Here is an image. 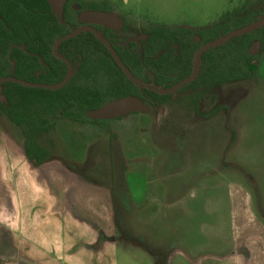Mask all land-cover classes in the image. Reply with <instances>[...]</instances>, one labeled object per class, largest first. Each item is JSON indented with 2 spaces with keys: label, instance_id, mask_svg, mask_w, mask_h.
I'll use <instances>...</instances> for the list:
<instances>
[{
  "label": "rangeland",
  "instance_id": "rangeland-1",
  "mask_svg": "<svg viewBox=\"0 0 264 264\" xmlns=\"http://www.w3.org/2000/svg\"><path fill=\"white\" fill-rule=\"evenodd\" d=\"M104 1L103 11L136 27L207 25L243 2L81 0ZM257 60L256 80L203 100V111L226 106L210 118L179 96L94 125L59 119L43 137L112 186L116 264H264V50Z\"/></svg>",
  "mask_w": 264,
  "mask_h": 264
},
{
  "label": "trees",
  "instance_id": "trees-1",
  "mask_svg": "<svg viewBox=\"0 0 264 264\" xmlns=\"http://www.w3.org/2000/svg\"><path fill=\"white\" fill-rule=\"evenodd\" d=\"M100 5L107 6V2L85 5L81 0H63L60 21L48 0H0V79L61 82L66 63L53 54L54 42L78 26V9L103 11ZM262 17L264 0H243L240 6L207 25L151 24L140 30L143 38L138 43L128 40L123 46L113 44L110 31L101 32L124 67L138 80L167 88L191 74L193 57L200 47ZM256 41L260 42L259 51L264 50V26L202 53L196 77L179 90L190 98L196 116L210 118L226 108L216 104L207 112L201 109L204 97L219 98L221 86L256 80L259 51L251 50ZM57 52L73 67L63 87L52 90L15 81L0 83V120L7 119L19 129L24 154L33 165L52 157L40 138L51 132L59 119L97 122L88 112L114 98L134 97L153 107L172 100L171 95L158 94L131 82L91 32H80L62 41Z\"/></svg>",
  "mask_w": 264,
  "mask_h": 264
},
{
  "label": "crops",
  "instance_id": "crops-1",
  "mask_svg": "<svg viewBox=\"0 0 264 264\" xmlns=\"http://www.w3.org/2000/svg\"><path fill=\"white\" fill-rule=\"evenodd\" d=\"M7 121L0 120V264H116L112 186L43 144L48 133L40 143L52 157L33 165Z\"/></svg>",
  "mask_w": 264,
  "mask_h": 264
},
{
  "label": "water",
  "instance_id": "water-1",
  "mask_svg": "<svg viewBox=\"0 0 264 264\" xmlns=\"http://www.w3.org/2000/svg\"><path fill=\"white\" fill-rule=\"evenodd\" d=\"M50 4L52 5L54 9L55 15L60 19L61 15V5L63 3V0H48ZM80 18L87 20L88 22H93V23H102L107 26H113V27H118L120 24L119 19L113 14L105 11H96V10H84L80 13ZM264 25V17L260 18L250 24H247L243 27L237 28L235 30H232L230 33L227 35L220 37L214 41H211L202 47H200L194 55L193 59V67H192V73L186 77L185 79L181 80L179 83H177L175 86L167 89H160V88H153L150 87L151 89L155 90L156 92L162 93V94H167V93H172L175 92L178 88H180L182 85L186 84L188 81L192 80L195 78V76L198 73L199 69V59L201 54L206 51L207 49L217 45V44H222L227 41H229L231 38L251 32L261 26ZM89 30L95 34V36L108 48L109 52L113 56L114 60L116 63L124 70L126 76L135 84L141 85V83L124 67L123 63L120 61L118 55L114 51L113 47L109 44V42L94 28L92 27H79L76 28L75 30L71 31L70 33L60 37L57 39L54 44L52 51L56 57H58L60 60L64 61L67 64V73L63 80L57 84H41V83H34V82H28L25 80L17 79L14 77H5L0 79V83L2 81H16L18 83H21L25 86L29 87H38V88H47V89H59L61 88L64 84H66L71 76L72 72V66L70 62L60 56L57 52L58 45L74 36L75 34L81 32V31H86ZM258 48V44H255L252 47V52L256 51ZM146 104L141 102L140 100L134 98V97H120V98H115L107 101L104 103L101 107L98 109L92 110L88 112V116L91 118H96V119H110V118H116L123 116L125 114L131 113V112H138V111H143L146 109Z\"/></svg>",
  "mask_w": 264,
  "mask_h": 264
},
{
  "label": "flooded vegetation",
  "instance_id": "flooded-vegetation-1",
  "mask_svg": "<svg viewBox=\"0 0 264 264\" xmlns=\"http://www.w3.org/2000/svg\"><path fill=\"white\" fill-rule=\"evenodd\" d=\"M84 10H92V9H89V8H83V9H78V14H77V16H78V18H79V24H78V26L77 27H75L73 30H75L76 28H79V27H92V28H94L95 30H97L101 35H102V32L101 31H107V30H109L110 31V33H111V35L113 36V37H111L112 38V43L113 44H117V45H124V43L125 42H127L128 40H132V41H134V42H136V43H138L139 42V40H141L142 38H143V35H142V33H141V29L142 28H145V27H136L135 25H132V24H130L128 21H124V20H121V19H119V21H120V24H119V26L118 27H113V26H107V25H104V24H102V23H93V22H88L87 20H85V19H82V18H80V13L82 12V11H84ZM109 13H112V12H109ZM263 18V17H262ZM264 26V25H263ZM263 26H261V27H263ZM191 27V26H190ZM261 27H259V28H261ZM259 28H257V29H259ZM134 29H136V31L134 30ZM73 30H71V31H73ZM116 30H120L122 33H123V36H119V34L117 33V32H115ZM256 30V29H255ZM139 31V32H138ZM81 32H91V31H89V30H86V31H81ZM70 33V32H69ZM80 33V32H79ZM91 33H93V32H91ZM94 34V33H93ZM95 35V34H94ZM103 36V35H102ZM104 37V36H103ZM97 38V37H96ZM105 38V37H104ZM59 39V38H58ZM106 39V38H105ZM67 40V39H66ZM107 40V39H106ZM108 41V40H107ZM101 42V41H100ZM109 42V41H108ZM103 44V43H102ZM109 44L113 47V45L109 42ZM255 44H258V48L256 49V51H254L253 53H256V52H258L259 51V48H260V42L259 41H256V42H254L253 43V45H252V47L255 45ZM104 45V44H103ZM59 46V45H58ZM105 46V45H104ZM106 47V46H105ZM252 47H251V50H252ZM107 48V47H106ZM108 49V48H107ZM113 49H114V47H113ZM210 49V48H209ZM208 50V49H207ZM109 51V50H108ZM114 51H115V49H114ZM262 51V50H261ZM116 52V51H115ZM260 52V51H259ZM110 53V52H109ZM54 54V53H53ZM111 54V53H110ZM117 54V53H116ZM118 55V54H117ZM195 55V54H194ZM202 55V54H201ZM112 56V55H111ZM113 57V56H112ZM119 57V56H118ZM58 58V57H57ZM59 59V58H58ZM114 59V58H113ZM120 59V58H119ZM193 59H194V57H193ZM60 60V59H59ZM62 61V60H61ZM115 61V60H114ZM121 61V60H120ZM64 62V61H63ZM116 62V61H115ZM71 64V63H70ZM117 64V63H116ZM118 65V64H117ZM71 66H72V64H71ZM119 66V65H118ZM120 67V66H119ZM192 67H193V62H192ZM121 68V67H120ZM122 69V68H121ZM123 70V69H122ZM72 71H73V67H72ZM123 72H124V70H123ZM66 73H67V64H66ZM125 73V72H124ZM131 73V72H130ZM192 73V72H191ZM71 74H72V72H71ZM132 74V73H131ZM66 75V74H65ZM126 75V74H125ZM133 75V74H132ZM134 76V75H133ZM71 77V76H70ZM135 77V76H134ZM188 77V76H187ZM196 77V76H195ZM128 78V77H127ZM136 78V77H135ZM18 79V78H17ZM70 79V78H69ZM137 79V78H136ZM185 79V78H184ZM138 80V79H137ZM183 80V79H182ZM193 80V79H192ZM9 81V80H8ZM69 81V80H68ZM131 81V80H130ZM140 83H141V85H137V84H135L134 82V84L136 85V86H139V87H142V88H146V89H149V90H151V91H153V92H156L155 90H153V89H151L150 87H153V88H160V89H167V88H171V87H173V86H175L177 83H179V82H177V83H175L174 85H172V86H170V87H167V88H163V87H160V86H155V85H153V84H145V83H143V82H141L140 80H138ZM191 81V80H190ZM190 81H188V82H190ZM16 82V81H15ZM29 82V81H28ZM132 82V81H131ZM187 82V83H188ZM34 83H36V82H34ZM186 83V84H187ZM42 84V83H41ZM186 84H184V85H182L180 88H178L175 92H172V93H167V94H162V93H159V92H156V93H158V94H162V95H171L172 96V100H171V102H173L174 100H176L177 98H179V96H185L186 98H188V100H189V107L191 108V104H190V98L189 97H187V95L185 94V93H180L179 92V90L183 87V86H185ZM65 85V84H64ZM63 85V86H64ZM62 86V87H63ZM36 88H38V87H36ZM47 89V88H46ZM52 90H54V89H52ZM206 97H204L203 99H202V104H203V100L205 99ZM208 98H210V97H208ZM115 99V98H114ZM111 100V99H110ZM109 101V100H108ZM171 102H169V103H162V104H160L158 107H154V108H159L161 105H163V104H170ZM106 103V102H105ZM148 104V103H147ZM146 104V105H147ZM202 104H201V109H202ZM150 105V104H149ZM150 106H152V105H150ZM153 107V106H152ZM212 109V108H211ZM210 109V110H211ZM191 110H192V108H191ZM203 111V110H202ZM193 112V111H192ZM204 112H207V111H204ZM220 112V111H219ZM132 113V112H131ZM194 113V112H193ZM195 114V113H194ZM121 117V116H120ZM120 117H116V119L117 118H120ZM199 117V116H198ZM91 118V117H90ZM201 118H205V117H201ZM93 119H96V118H93ZM110 119H115V118H110ZM65 120H69V119H65ZM97 120H99V119H97ZM103 120H105V119H103ZM70 121H72V120H70ZM73 122H75V121H73ZM76 123H80V122H76ZM95 124L96 122H86V123H80V124ZM98 123V122H97ZM57 124V123H56Z\"/></svg>",
  "mask_w": 264,
  "mask_h": 264
}]
</instances>
